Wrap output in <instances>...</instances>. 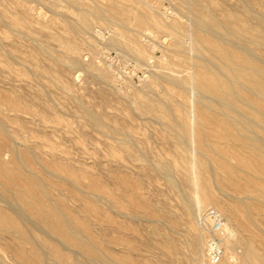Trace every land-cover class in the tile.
I'll use <instances>...</instances> for the list:
<instances>
[{
	"label": "rangeland",
	"instance_id": "rangeland-1",
	"mask_svg": "<svg viewBox=\"0 0 264 264\" xmlns=\"http://www.w3.org/2000/svg\"><path fill=\"white\" fill-rule=\"evenodd\" d=\"M50 1L0 0V117L9 130L7 135L3 133L0 136V167L6 165L12 173L20 172L28 178L39 170L36 172L39 175L33 178L40 179L44 184L49 193L47 202L56 204L60 212L72 222L77 220L88 225L97 243L104 249V254H107V257H104L107 261L99 262L87 252L72 246L60 235L51 232L37 219L32 210L18 199L7 178L0 174V213L17 221L24 233L40 251H45L43 253L46 255L43 259L34 256L29 244H23L15 234L0 229V264H56L48 249L52 246L66 254L69 260L81 264H203L208 262L209 238L203 219L208 218L212 212L223 216L225 224L232 228H229L230 231L236 236L239 235L238 240L242 243L235 249L237 262L228 260L227 263H240L245 253L244 237L250 238L256 231L253 223H258L264 230V193L259 191L264 189V182L260 180L262 174L249 172L251 162L243 158L255 157L254 152H250L243 144L246 137H249V140L259 139L257 144L264 146V121L259 115L253 114L254 111L241 105V111L246 112L249 118L256 119L249 120L239 108L240 115H244L245 119L238 114L237 118L244 119L242 126L245 122L247 126L245 125V129V126H240L237 141H232L234 144L230 143L229 146H235L241 164L236 157L227 156L226 159L224 153L216 155L212 160L203 159L212 162L218 173L216 178L211 176L210 183L215 182L211 184L213 188L219 185L217 186L220 191L218 188L214 190L221 194L220 197L225 196H222L223 200L226 196L227 200L242 196L241 193L246 194V191L242 192L243 188H246L248 182L255 181L247 192L250 197L247 203L249 201L248 207L252 214V218L247 221L242 217L240 210L238 214L230 216L219 205L202 201V188L191 183V180L199 175V143L191 141L184 151L174 144L169 137V128L162 125L159 118L142 112L140 108L139 100L141 101L142 95L149 97L156 104L162 103L164 99L170 102L171 98L173 103H170L179 106L175 109L178 121L187 119L195 123L199 115L202 120L207 110L206 107V110L203 109L204 104L209 105L207 101L211 98H207V95L205 101L203 98L206 94L197 87L198 66L203 62L196 64L194 59L200 56L202 61H211L210 54L200 53L192 37L185 38L183 44L178 45L177 36L167 27L147 22L142 25L124 24L110 15L107 9L114 4L119 10L131 8L134 13H138L141 7L134 6L129 0H83L80 4H72L69 0ZM140 1L157 15L164 25H170L177 20L186 24L187 28L195 30L192 27L194 21H191L194 20L193 15L181 6L178 0ZM211 1L216 10L218 9V14L225 11L233 13L234 10L237 16L253 26L258 23L257 16L264 14V0H248L252 5H249L252 12L246 10L244 0ZM77 6L82 9H77ZM95 6L103 9L106 7V15H92V24L85 30L79 25L80 13ZM49 7L58 12L51 11ZM111 18L112 20H108ZM71 23L76 24L74 28H78L77 32L70 30L73 28ZM123 25L130 30L122 29ZM118 30L125 31L135 39L138 44L137 51L125 43L114 42ZM61 37L73 39L75 44L80 45V51H68L59 43L58 38ZM141 52H144V55H140ZM259 54L261 56H258V63L264 68V50H260ZM71 58L79 61L80 65L69 63ZM59 60L62 62H58ZM214 61L212 64L217 63ZM88 64L107 70L110 79L100 78L99 70L92 73L85 67ZM69 65L77 66L70 68ZM215 65L210 66L214 68ZM220 65L218 61L216 67L221 70V74L216 73L219 77L223 75L220 79L226 80L228 74L230 78L231 74H227L223 68L226 73H222ZM172 73L179 74L182 78L194 76L196 81L188 84L187 91L183 92L168 81ZM15 77L18 82L11 80ZM156 80L161 83L147 88ZM238 83L235 84L239 85ZM200 92L204 94L203 97L198 95ZM199 100L203 102V107L198 104ZM261 101L264 105V100ZM209 102L213 103L211 100ZM197 107L202 109L199 111ZM217 108H214L216 114L220 112ZM86 109L101 115L105 125L97 126L86 116ZM208 111L207 114L213 112ZM204 119L201 121L205 124L203 126L210 129ZM117 127H121L120 132L123 131L120 133L114 130ZM216 127L220 128L222 125L218 124ZM243 132L244 134L240 135ZM126 140L130 143L129 148L124 147ZM17 149L19 158L14 151ZM258 158L264 162V158ZM232 159H235L234 163ZM236 160L239 164L236 162L235 165ZM164 162L172 166L170 178L157 169V166ZM227 168L232 171V177L223 175ZM256 181L260 187L255 186ZM196 197L200 198L201 204ZM14 199H17L18 204ZM188 205H193L191 210ZM83 231L85 233V230ZM258 235L255 245L264 252L262 235ZM195 239L204 241V253L198 261ZM109 257L110 259H107Z\"/></svg>",
	"mask_w": 264,
	"mask_h": 264
},
{
	"label": "bare ground",
	"instance_id": "bare-ground-1",
	"mask_svg": "<svg viewBox=\"0 0 264 264\" xmlns=\"http://www.w3.org/2000/svg\"><path fill=\"white\" fill-rule=\"evenodd\" d=\"M69 1L72 4H80L83 2V0H69ZM129 1H131L134 4V6L136 5L138 7V5H139L141 7V10L138 13L137 12L134 13L131 10V8H124L122 10H119L116 8L115 4L108 7L107 10L109 11L110 15H112L113 17H116L117 19L120 20V22H122L124 24L142 25V24L147 22V23L153 24L155 26L167 27V29H170L171 31H173V33L177 36L176 38H178V45H182L185 38H187V37L191 38L192 37L193 40L195 41L197 50L200 53L205 54L207 52L210 54L211 61L209 59H207V60L204 59L202 61V59L200 60L199 55H198L199 60L196 59V57L194 59V62L197 61L196 64H199L198 62H200V61L203 62L202 65L198 66V72H197L198 73V76H197L198 77L197 78L198 79V82H197L198 86L197 87H199V89L202 92H204L206 95L205 96H204V94L202 95L201 92L198 95L200 96V94H201L202 97L204 96L203 99H205V101H206L205 97L208 95L207 98L210 97L211 99L210 98L209 99L211 100V102H213L210 104V102H209L210 100H209V101H207L209 103V105L204 104L205 106L202 105L203 102H200V100H199L200 103H198V104H201L202 107L204 106L203 109L206 107L207 110H209V111L213 110L212 114H209L210 113L209 111H208L209 113L207 114V110L204 109V110H206L205 114H207V115H205V114L203 115V116H205L204 117L205 119L203 118L205 121L204 123H206L207 124L206 126H208L210 129L205 128L203 126L205 124L202 123L203 119L201 120V117H199L200 115L197 116V117H199V119L196 117L195 123H193L194 122L193 120L188 121L187 119H185L181 122L178 121V118L175 115L176 114L175 109H176V106L177 107H179V106L177 104L175 106L172 105L173 101H171L172 100L171 98H169V99H170V102H172V103L167 102L168 100L164 101L165 100L164 99L162 103L159 102L160 104H156L149 97L142 95L141 101L139 100L140 108H141L142 112H144L146 114L154 115L157 118H159L161 121V124L166 125L169 128V130H170L169 137L172 138L174 144L176 146H179V148L184 149V151L187 149V146L191 141H197L199 143V147H200V150L198 151V152H200V157H199V161H198V163H199V175H197V177L193 178V180H191V183L195 187L200 186L202 188L203 193H204L202 201L209 202V203H215V204L219 205L230 216L233 214H238V211L240 210L242 213V217L244 219H247V221H249V219L252 218V214H251V211L248 207L249 201L247 203V200L250 199L249 194L247 192H249L250 187L252 188L255 181L251 182V183L248 182L249 184L246 185V188H243L244 190H242V188H240L242 190V192L246 191L245 192L246 194L241 193V195L242 194L244 195V196L242 195L243 197L242 196H234V198H231L232 193L230 194L229 189H228L229 195H231V197H230L231 199L226 200V198L228 197V196H226L225 200H223V197H225V196L222 195L223 197L221 196L222 197V199H221V197H220L221 194L219 195L217 193V191H215L216 189L214 190V188H218V191H220L219 187H218L219 185L217 184L218 186L216 185L217 187L215 186L213 188L211 184H213L215 182L210 183V179L212 177L216 178L218 173L215 170V167L212 164V162H206L204 160L207 158H210V160H212V158H214L216 155H218L220 153H224L226 159H227V156L228 157L233 156V157L238 158L239 163L241 164V158H240V155L238 154V152L236 151L235 146L234 147L229 146L230 143H233L232 141H237L238 136H239L238 130L240 129V126H242V121L245 119V117H243L244 115H240V113L243 112V111H241V108H240L241 105L244 107L246 106L251 111H254L253 114L259 115V117H261V119L264 121V105L261 104L262 103L261 100H264V68H263V66H261L258 63V56H261L259 54L260 50H264V14L263 15L259 14L257 16L254 13L258 18V23H256L257 24L256 26H253V25L248 24L247 20H245V19L243 20V18H240V16H237L235 14L237 12H235L234 10H232L233 13L225 11L222 14H218V12H217L218 9L216 10V7L213 5L211 0H178L180 5L187 8L188 12H190L191 15H193L192 17L194 18V20H191V21H194V22L193 23L191 22V23L194 26H192V25L191 26L193 28H195V30H191V29L186 27L187 26L186 24H185L186 25L185 26L183 23H181L180 21H177V20L172 22V24H170V25H164L161 22L160 18L157 15H155L154 13H152L145 5H143L140 0H129ZM55 2H58V1H55ZM248 2H249L248 0H244L243 3H245L246 10L250 11L251 10L250 6H252V5H250V3H248ZM147 3H148V1H147ZM158 3H159V1H158ZM56 4H58V3H56ZM93 4H94V2H93ZM246 4H248V5H246ZM60 5L61 4L59 3V6ZM60 7H62V6H60ZM84 7H86V6H84ZM49 8L51 9V7H49ZM149 8L151 9L152 7H149ZM58 9L60 10V8H57V10ZM61 9H63V8H61ZM77 9H79L78 6H77ZM81 9H79V10H81ZM83 9H85V8H83ZM104 9L100 6H95L94 8H92L90 10L86 9L87 11L82 12V14L80 13L81 21H80L79 25L86 30L92 24V19H93L91 17L92 15L94 17L95 16H98V17L102 16L103 17V15H106ZM54 10H53V8L51 9V11H54ZM75 10H76V8H75ZM227 10H231V9H227ZM219 11H220V9H219ZM56 12H58V11H56ZM78 12H80V11H78ZM250 12H252V11H250ZM80 15H79V17H80ZM164 17H165V15H164ZM108 20H112V18L108 19ZM69 22H70V20H69ZM111 22H113V21H111ZM71 25L73 26V28H70V30L71 31L76 30V32H77L78 28H74L76 24L74 25L71 23ZM71 25L69 24V27H71ZM123 26H126V25H123ZM123 26H122V29L127 28V26L126 27H123ZM13 29H16V28H13ZM20 30H22V29H20ZM127 30H130V29L127 28ZM131 30H134V28L133 29L131 28ZM17 31H19V30H17ZM20 32H22V31H20ZM73 33H75V32H73ZM18 34H20V33H18ZM114 37H115L114 42L125 43V44L129 45L132 49L137 51L136 48H137L138 44L130 34H127L123 30L122 31L118 30L117 35ZM27 39H28V35H27ZM34 40L36 41V39H34ZM58 41L64 48H66L68 51H70L72 53H77L80 51V45L75 44V42H73V39L69 40V39H65V38L61 37V38H58ZM177 50H178V48H177ZM180 51H182V50H180ZM184 51H186V50L184 49ZM45 52H46V50H45ZM196 54H197V52L195 53V55ZM64 55H65V53H64ZM140 55H144V52L143 53L141 52ZM51 56H53V55H51ZM213 59L216 60L217 63L219 61V63L221 64L220 65L221 69L223 68L227 71V74H228V72L231 74L230 78H228V75H229L228 74L226 80L220 79V77H223V75L219 77V75L216 73V72L220 73L221 70L219 68H217L218 66L216 67L217 63H215L216 65L212 64L213 62H215ZM260 59H261V57H260ZM55 60H57V58H55ZM186 60L188 61V59H186ZM189 60H191V59H189ZM212 60H213V62H212ZM58 62H62V60H59ZM68 62L72 63V64L78 63V65H80L79 61L77 62V60L75 58L69 59ZM191 62H193V61H191ZM209 63H211L210 65H213V66L215 65V67L213 68L212 66L209 65ZM63 64H65V63H63ZM93 64H88L85 67H88V69L91 70L92 73L94 70H99L98 74H99L100 78L102 77L105 79H110V75L107 72V70H105L103 68L96 67ZM66 65H68V64H66ZM76 66L77 65H75V67ZM69 67H70V65H69ZM71 67L73 68L74 66H71ZM88 69L86 68V70H88ZM223 69H222V73H224ZM178 75H173V73H172V75L168 78V81L171 83V85L181 89L183 92L187 91L186 88H187L188 84H192L194 81H196L195 80L196 77H194V76H190V77L187 76V78H186L185 77L186 74H185V76H184L185 78H182L181 76H178ZM7 78H9V77H7ZM158 79L160 80V78H158ZM11 80L13 82H18V79L16 77L11 79ZM159 80L153 81L151 84H149L147 86V88H153L155 85L158 86L159 85L158 83H161V81H159ZM165 80H166V78H165ZM236 82H239L238 83L239 85H236L235 84ZM8 83H11V82L8 81ZM195 84H196V82H195ZM107 85H108V83H107ZM138 95L140 96V93ZM175 96H176V94H175ZM186 100H188V99H186ZM260 101H261V103H260ZM215 105L218 107L217 109L220 110V112H218L217 114L214 112L215 111L214 108H216ZM199 107H200V105H199ZM199 107H197V108H199ZM239 108H240L241 112L239 111ZM201 109L199 108V111ZM242 109L244 110V108H242ZM184 110H185V107H184ZM0 112H1V110H0ZM31 113L33 114L32 111H31ZM200 114H203V113H200ZM237 114L241 118L243 117L244 119L239 120L237 118ZM242 114L247 115L246 112L245 113L243 112ZM86 116L89 117V119H91L97 126H104L105 125L101 115H99L95 111H92L90 109H86ZM247 116L249 118V115H247ZM197 119H198V121H200L199 123H198ZM250 119H253V117H250L249 120ZM157 120L158 119L155 120L156 123H157ZM253 120H251V121L255 122ZM245 121H247V120H245ZM247 122H249V121H247ZM252 122H250L249 124L252 125ZM256 123H257V121H256ZM218 124L219 125L221 124L222 127H220V128L216 127V125H218ZM244 124L246 125V122ZM245 125H243V126H245ZM246 126L244 127V129L246 128ZM260 126H262V125H260ZM118 128L119 127L115 128L114 130H117L120 132L121 127H120V129H118ZM169 130H167V131H169ZM8 131L9 130L6 128V125L4 124V121L1 118L0 119V136H2L3 133L5 135H7ZM119 132H117V133H119ZM241 134H244V132L240 133V135ZM11 137H13V136H11ZM245 139H246L245 141H243L242 139H240V140L243 141L244 146L246 145L247 148L250 149V152H254V156H255V157L251 156V157H253V158H251L247 154L249 156V158L243 157L246 160L251 162V165H250L248 171L251 173L253 171H255V172L262 174V176H260L261 179L260 178L259 179L263 180V182H264V176H263L264 175V162L258 158V157L264 158V146L262 147V146H259L257 144L259 139L251 138L252 141L249 140L250 139L249 137H246ZM127 141L128 140H126L124 147L129 148L130 143ZM235 144H236V142H235ZM237 145H238V143H237ZM0 151H1V148H0ZM14 151H15L16 156L19 158L20 154L18 153V149L14 150ZM32 153H34V152H32ZM256 154H258V155H256ZM26 158H28V155H26ZM234 160L233 159L231 160L232 163H234ZM236 162H237V160L235 161V165H236ZM30 163H32V162H30ZM36 163H37V161H36ZM194 165H196V163ZM215 166H216V164H215ZM49 167H51V166H49ZM19 168H21V167H19ZM44 168H45V166H44ZM157 169L159 171L164 172L169 178L171 177L170 174L172 172V166L170 164L165 163V162L160 163L157 166ZM38 171L36 170V172H38ZM36 172L35 173L33 172V176L28 178L20 172L12 173L6 165H4L2 168L0 167V174L2 176H4L5 178H7L8 183L16 191V193L18 195V199L21 200L26 206H28L30 208V210H32L33 214L37 217V219L39 221H41L43 224H45L50 229L51 232L60 235L66 241H68L72 246L77 247V248L87 252L89 255H91V257H95L99 262L105 261L106 259L104 257L107 254H104V249L102 248V246L99 245V243H97V240H96L95 236L93 235L90 227L84 223L77 222V220H76V222H75V220H74V222H72L65 215H63V213L60 212V208L56 204H49L47 202L49 193L46 190L44 184L41 182L40 179L33 178L35 175H39L38 173L36 174ZM224 174H225V176L227 175L229 177L233 176V173L229 168H227L224 171L223 175ZM65 176H66V174H65ZM67 176H69V175H67ZM254 176H256V174H254ZM72 177H74V176H72ZM67 178H69V177H67ZM64 179H66V178H64ZM169 180H170V182H172L171 179H169ZM213 180L215 181V179H213ZM68 181H69V179H68ZM221 185H222V183H221ZM256 185L258 187H260L257 184V181L255 183V186ZM261 190H262V193H264V189H260L259 191H261ZM226 191H227V188L225 189V192ZM262 195H264V194H262ZM2 197L4 198V196H2ZM14 197H15V195H14ZM85 197H87V196H85ZM263 198H264V196H263ZM196 199H197V197H196ZM197 200H199V203H200V201H201L200 198H198ZM15 201L17 202V199ZM84 201H86V200H84ZM91 201H93V200H91ZM262 201H263V199H262ZM17 204H18V202H17ZM19 206L21 207V205H19ZM192 206L193 205H188V209L191 210ZM22 210H23V208H22ZM259 224H261V223H259ZM25 226H27V225H25ZM262 226H264V225H262ZM40 227H41V225H40ZM253 227L256 230L255 234L253 236H251L250 238L244 237L245 253L242 256V260L240 261V263H237V264H264V252H261L260 249H258L257 245H255V243L257 242L258 236H259L258 234L262 235L261 241H262V244L264 245V232H263L264 230H262L263 228L261 229L260 226H258V223H256V222L253 223ZM229 228H228V225L226 224V228L223 231V239H224V243H225V256L222 259V261L219 262L218 264H228L227 263L228 260H232L233 262H237L235 260V258H236V256H235L236 250L235 249L242 242H241V240L240 241L238 240L239 235L236 236L235 234H233V232L230 231V229H232V228H230V229ZM0 229L15 234L16 236H18L20 238V240L23 242V244H29L30 245V247H29L30 251L32 252V254L34 256H36L40 259H43L46 257V255L43 253L45 251L42 252L36 247V244L33 243L32 239L29 238V236L24 233V231L19 226L17 221H15L12 218L5 216L2 213H0ZM27 229H28V227H27ZM83 230H85L86 234L84 233ZM202 236H203V234L201 235V237ZM202 239L201 240L195 239L196 242H194V244L198 246V253H197V258H196L197 261L200 258L202 259V255L204 253L203 252L204 241H202ZM48 249L50 250L53 259L56 261V264H81L80 262H74V261L69 260L67 255L64 254L62 251H60L55 246L49 247ZM75 251H74V253H75ZM47 256L49 257V255H47ZM114 257H116V256H114ZM107 259H110V257ZM115 259H117V258H115ZM108 261H110V260H108ZM47 262L48 261L46 260V263ZM129 264H137V263L133 262V263H129ZM203 264H210V263L205 261Z\"/></svg>",
	"mask_w": 264,
	"mask_h": 264
},
{
	"label": "built area",
	"instance_id": "built-area-1",
	"mask_svg": "<svg viewBox=\"0 0 264 264\" xmlns=\"http://www.w3.org/2000/svg\"><path fill=\"white\" fill-rule=\"evenodd\" d=\"M210 215H208V218L203 219V225L209 236L207 241V261L210 264H218L225 256L223 231L226 228V224L223 216L217 212H212Z\"/></svg>",
	"mask_w": 264,
	"mask_h": 264
}]
</instances>
